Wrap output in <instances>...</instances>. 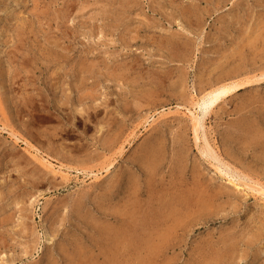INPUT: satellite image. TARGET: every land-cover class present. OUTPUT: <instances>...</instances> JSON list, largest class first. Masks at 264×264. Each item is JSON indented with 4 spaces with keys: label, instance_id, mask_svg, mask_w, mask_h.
Wrapping results in <instances>:
<instances>
[{
    "label": "rangeland",
    "instance_id": "obj_1",
    "mask_svg": "<svg viewBox=\"0 0 264 264\" xmlns=\"http://www.w3.org/2000/svg\"><path fill=\"white\" fill-rule=\"evenodd\" d=\"M263 71L264 0H0V264H264V78L192 120Z\"/></svg>",
    "mask_w": 264,
    "mask_h": 264
},
{
    "label": "bare ground",
    "instance_id": "obj_2",
    "mask_svg": "<svg viewBox=\"0 0 264 264\" xmlns=\"http://www.w3.org/2000/svg\"><path fill=\"white\" fill-rule=\"evenodd\" d=\"M263 78H264V71L259 72V74H254L250 77H245L244 79L241 78V79H231L227 81L226 80L220 81L214 86L207 89L204 93L202 94L200 93L201 95L198 96L197 99L194 101V104L196 105V108L198 109L197 113H193L192 115L193 129H194V133L196 137L198 135L200 128L203 127L204 116L206 115V112L209 111V109L215 106L222 98L229 96L235 90L249 83H258V81H260ZM11 135L13 136V134ZM202 137H203V134H202ZM200 150L202 151L203 155L206 156V158L208 157L210 159V162L211 160L216 162V164L215 163L212 164L214 168L218 170L219 172H221L222 174H224L229 179V181L232 182L235 186H238V183L242 182V184H245L249 186L250 188H253L255 190L257 189L261 193L262 192L264 193L262 189L263 186L258 181H256L255 179H251V178L250 179L248 178V180L246 179L247 181L244 180L243 178L238 176L236 171H234L235 169L234 170L231 169V167L226 163V161L224 162L223 160H221L219 158L220 156H217V152L215 153V151L213 150V147L210 145V143L206 140L205 137H203V143H202ZM48 164H51V163L49 162ZM235 177L238 179V182L236 181L233 182V180H235L234 179Z\"/></svg>",
    "mask_w": 264,
    "mask_h": 264
}]
</instances>
